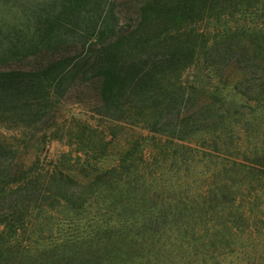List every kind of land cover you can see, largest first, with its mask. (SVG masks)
<instances>
[{
    "label": "trees",
    "instance_id": "16d2710c",
    "mask_svg": "<svg viewBox=\"0 0 264 264\" xmlns=\"http://www.w3.org/2000/svg\"><path fill=\"white\" fill-rule=\"evenodd\" d=\"M12 1L0 264H264V0Z\"/></svg>",
    "mask_w": 264,
    "mask_h": 264
},
{
    "label": "rangeland",
    "instance_id": "374dc122",
    "mask_svg": "<svg viewBox=\"0 0 264 264\" xmlns=\"http://www.w3.org/2000/svg\"><path fill=\"white\" fill-rule=\"evenodd\" d=\"M45 0H29L32 3H41ZM138 0H117L121 6V10L124 9L126 3L137 2ZM12 0H0V23L3 21H11L13 15L16 13V5ZM62 109L58 112V124H61L64 129H70L73 133L80 132L79 128L82 126L88 127L92 133L88 135L87 130L84 131L85 136L83 137V142L81 146H90L91 143H88L87 140L94 141L99 137V132H101L105 125H99L95 119H90L89 115L84 111H81L80 108L70 101H66L62 105ZM107 133V131H106ZM88 135L89 137H87ZM108 135H111L108 133ZM23 137L21 129H10L0 125V138H5L9 141L20 142ZM87 137V138H86ZM110 138V136H108ZM120 137V136H119ZM27 138H32V135L29 134ZM16 143V142H15ZM120 144L123 145V140L120 141ZM70 150L67 144V136L62 139H54L50 144L45 145L44 150L39 155L40 162L49 163L50 160L55 159L61 153L68 152Z\"/></svg>",
    "mask_w": 264,
    "mask_h": 264
}]
</instances>
